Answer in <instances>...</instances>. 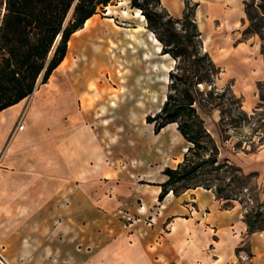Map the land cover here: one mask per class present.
<instances>
[{
	"label": "crops",
	"instance_id": "obj_1",
	"mask_svg": "<svg viewBox=\"0 0 264 264\" xmlns=\"http://www.w3.org/2000/svg\"><path fill=\"white\" fill-rule=\"evenodd\" d=\"M247 1L159 0L175 19L189 3L219 69L216 86L231 90L242 111L253 114L261 103L264 55L259 37L244 33ZM127 8L122 14L130 15ZM91 24L89 18L85 26ZM78 49V41L69 45L29 101L0 112V248L7 258L14 264H264V224L250 229L249 206L202 186L159 200L165 168H176L189 144L176 123L159 133L152 127L145 141L136 129L125 135L121 85H94L90 69L85 86H77L69 71ZM230 160L264 186V146Z\"/></svg>",
	"mask_w": 264,
	"mask_h": 264
},
{
	"label": "rangeland",
	"instance_id": "obj_2",
	"mask_svg": "<svg viewBox=\"0 0 264 264\" xmlns=\"http://www.w3.org/2000/svg\"><path fill=\"white\" fill-rule=\"evenodd\" d=\"M121 1L124 3L123 5L119 4ZM139 1L144 4L145 8L132 6V0L114 1L103 9H99L91 17L92 24L89 27L84 24L83 28L71 36L70 40L78 41L79 49L71 55L72 63L69 73L77 86H85L87 79L90 78L89 74H91L86 71L90 69L93 70V75L90 76L93 78L94 85L98 87L107 85L110 89H112V85L116 87L121 85L124 92L121 94H125V105L123 106L124 117H126L125 135L131 136L133 130L136 129L141 132L145 141L148 137L146 132H151L154 127L153 124H147L146 116L160 111L162 102H165L172 85L170 72L173 70L179 73L182 79H185L189 72L195 73L199 63L196 60L202 57L203 53L208 52L205 50V44L200 36L201 53L194 50V55L191 57L188 53L178 58H174L170 54L164 56L162 44L157 36L161 33L168 36L169 32L165 31L164 26L160 23L154 28H149V22L144 13L149 12L148 8L155 7L163 16L162 22L167 21L170 14L160 5L159 0ZM253 1L256 5L261 2V0ZM125 6L130 9V15L122 14L121 8ZM109 7L112 12L107 14ZM136 9L140 10V14L144 15L145 20L135 16L134 10ZM254 9L260 15V9L256 6ZM70 16L71 14H69ZM256 22L258 20H255L254 23ZM139 25H142L144 29L135 30ZM183 28L182 23L175 24L177 31L184 33ZM260 29L263 39L260 35H255L260 39L263 53L264 23ZM148 33L155 36L159 44L153 43ZM157 47H160V50ZM192 49L191 47L190 50ZM200 71L204 73V70ZM218 77L219 72L214 78L211 77V85L195 83L192 87L200 102L205 103L202 99H206L213 103L208 104V107L205 108L200 107L198 103L195 106L214 141V144L209 143L211 149L205 152L203 159H208L211 154L217 156L218 162L215 164L202 163L199 157L191 154V157L201 165L189 178L181 180L174 186L178 190L194 186L211 188L216 193L220 190L217 195L228 196L249 206V209H258L264 214V209H261V207L264 208V186L261 185V178L257 175L243 174L241 168L230 160L234 153H251L264 146V104L258 107L259 109L253 114H249L252 116H249L248 119H242L239 115L242 112L240 99L236 98L229 89H219L216 86L217 83L219 85ZM41 79L42 76L39 77L35 90L41 85ZM194 82L195 79H193ZM178 83L180 87H183L184 80L178 81ZM259 93H261L260 88ZM32 95L33 93L27 97L28 101ZM154 97L155 101H153ZM145 99H147V103L143 106L134 103L135 100ZM188 144L189 147L194 146L192 142L187 141L186 146ZM261 200L263 204L260 203Z\"/></svg>",
	"mask_w": 264,
	"mask_h": 264
},
{
	"label": "trees",
	"instance_id": "obj_3",
	"mask_svg": "<svg viewBox=\"0 0 264 264\" xmlns=\"http://www.w3.org/2000/svg\"><path fill=\"white\" fill-rule=\"evenodd\" d=\"M114 1L120 0H0V112L31 95L40 76V83H46L65 58L71 36L83 28L85 22L99 9ZM132 6L145 8L139 0H132ZM254 6L260 9V15L255 12ZM147 11L149 12L144 11V15L149 22V28L160 23L169 32L168 36L164 33L157 36L162 44L163 54L178 58L185 53L191 57L194 50L201 53V35L193 21V8L189 3L187 12L181 19L169 16L167 21L162 22L163 16L155 7L148 8ZM246 13L250 25L245 30V35L258 34L263 39L260 28L264 23V0L257 5L253 0H248ZM255 20L258 22L254 23ZM176 23L183 24L184 33L175 29ZM196 61L201 64L198 63L195 73L189 72L185 79L173 70L170 72L172 85L163 106L157 113L148 114L146 117V121L153 124L155 133H159L170 123H176L183 137L194 144L188 148L183 161L176 168H165L164 173L168 179L162 184L159 200H163L169 191L179 194L190 188L178 190L174 185L189 178L201 165L191 154L199 157L202 163L218 162L217 156L211 154L208 159H203L205 152L211 149L209 143L214 144V141L195 106L198 103L205 108L213 103L206 99H202L205 103L200 102L192 87L195 83L211 85V77L214 78L219 70L208 53H203ZM200 70H204V73ZM181 80H184L183 87L178 85ZM263 85L264 82L259 84L262 102L259 107L264 104ZM239 115L242 119L252 116L244 111ZM246 218L250 229L261 228L264 224L263 213L258 209L250 210Z\"/></svg>",
	"mask_w": 264,
	"mask_h": 264
},
{
	"label": "bare ground",
	"instance_id": "obj_4",
	"mask_svg": "<svg viewBox=\"0 0 264 264\" xmlns=\"http://www.w3.org/2000/svg\"><path fill=\"white\" fill-rule=\"evenodd\" d=\"M119 4H121V5H123V2L121 1V2H119ZM128 9V8H127ZM127 11V10H126ZM129 11V10H128ZM112 12V10H111V8L109 7L108 8V13L107 14H110ZM136 13H137V15L139 16V17H141L142 19H144V16L142 15V14H140V10L139 9H136ZM69 45H70V50L71 49H73L75 46H76V41L75 40H72L71 42H70V40H69ZM68 48H69V46H68ZM68 61V59H66V62ZM65 62V63H66ZM65 63L64 64H62V66H61V68L62 69H64V65H65Z\"/></svg>",
	"mask_w": 264,
	"mask_h": 264
},
{
	"label": "built area",
	"instance_id": "obj_5",
	"mask_svg": "<svg viewBox=\"0 0 264 264\" xmlns=\"http://www.w3.org/2000/svg\"><path fill=\"white\" fill-rule=\"evenodd\" d=\"M17 129H23V124L19 123ZM0 264H14L11 260L7 258L3 250L0 248Z\"/></svg>",
	"mask_w": 264,
	"mask_h": 264
},
{
	"label": "water",
	"instance_id": "obj_6",
	"mask_svg": "<svg viewBox=\"0 0 264 264\" xmlns=\"http://www.w3.org/2000/svg\"><path fill=\"white\" fill-rule=\"evenodd\" d=\"M70 14H71V12H70ZM59 38H60V36L57 38V40H56V43L58 42ZM50 55H52V52H51V54H50Z\"/></svg>",
	"mask_w": 264,
	"mask_h": 264
}]
</instances>
